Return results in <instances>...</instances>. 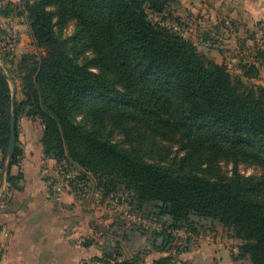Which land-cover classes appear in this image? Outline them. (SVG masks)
<instances>
[{
	"label": "trees",
	"instance_id": "16d2710c",
	"mask_svg": "<svg viewBox=\"0 0 264 264\" xmlns=\"http://www.w3.org/2000/svg\"><path fill=\"white\" fill-rule=\"evenodd\" d=\"M16 7L18 13L12 5L0 8V17L25 18L40 55L23 56L16 71L5 61L10 79L0 70V185L6 173L11 191H21L23 173L12 177L10 170L24 160L19 136L26 119L41 128L44 160L79 173L73 189L90 175L104 198L126 196L130 211L165 227L132 230L154 251L180 253L175 231L197 235L219 224L242 240L238 259L264 264V173L238 170L248 163L264 171V88L251 84L257 68L232 77L171 26L160 0H21ZM73 21L74 34L63 38ZM17 76L23 99L10 158ZM157 138L177 141L183 155H163ZM222 160L233 164L230 178L200 175ZM117 258L119 243L92 261Z\"/></svg>",
	"mask_w": 264,
	"mask_h": 264
},
{
	"label": "crops",
	"instance_id": "0c3cea01",
	"mask_svg": "<svg viewBox=\"0 0 264 264\" xmlns=\"http://www.w3.org/2000/svg\"><path fill=\"white\" fill-rule=\"evenodd\" d=\"M165 3L173 20L171 26L200 52L226 67L229 73L232 66L239 75L253 66L259 71L253 81L262 79L264 46L260 44L259 24L264 22V0H168ZM18 27L20 42L10 52V60H15L7 63L15 71L23 56L40 55L29 24L19 23ZM17 81L19 102L23 99L22 81L20 78ZM41 137L38 124L25 119L19 136L24 160L21 166L10 170L12 177L23 173V181L17 184L21 191H11L6 173L0 188V223L8 231L7 236L0 238V264H89L114 250L117 243L122 261L139 256L141 264H154L164 257L185 264L245 263L237 258L242 240L219 224L197 235L176 236L175 245L181 247L180 253L176 249L169 253L154 251L146 236L132 231L145 229L141 222L146 219L135 212L121 218L128 206L119 205L113 196L104 198L90 175L84 195L71 188L60 198L55 197L49 180L56 175L57 166L44 160ZM86 240L91 242L88 248L82 246Z\"/></svg>",
	"mask_w": 264,
	"mask_h": 264
},
{
	"label": "rangeland",
	"instance_id": "374dc122",
	"mask_svg": "<svg viewBox=\"0 0 264 264\" xmlns=\"http://www.w3.org/2000/svg\"><path fill=\"white\" fill-rule=\"evenodd\" d=\"M21 0H3L0 2V8H5L7 6L12 5L13 8L15 9V13H18L17 11V7L20 5ZM16 19L18 21V23H21L22 25L24 23H27L26 19L23 17H15V18H10V19H4L0 17V65H3V63L6 62H11L10 61V52L7 49V42H8V34L4 29V23L9 22L10 20H14ZM153 21L157 22L159 21L157 16H153L152 17ZM3 28V29H2ZM75 32V22H70L68 23L67 27L63 30L62 33V37L63 38H69L71 37ZM28 36L30 37V32L27 31ZM20 38L21 35L19 34V42H20ZM12 52V51H11ZM36 52V51H34ZM37 56V55H36ZM15 60V59H13ZM230 74L232 75V77H236L239 75V73L237 72V68H235L234 66H232L230 68ZM262 79L256 81H253L251 84H254L256 86H264L262 85V81L264 80V72L262 74ZM17 79L19 78H15L12 82H11V88H12V92H15L17 94V92L19 93L20 89L18 87L19 82L17 81ZM19 97L21 98V95L18 94ZM78 121H81L82 118L78 117L77 119ZM24 122V121H23ZM22 124V123H21ZM115 141L116 142H122V138L120 135H116L115 136ZM156 150H160V149H164V151L162 152L163 155L168 154L170 156V159L174 158V157H181L183 155V152L180 151V145L177 143V141H173V140H168V139H163V138H157L156 139ZM68 168V170H67ZM62 166V170L63 173L65 175H69L71 178H78L79 177V173L76 172V169L68 167L67 166ZM239 173L242 174L243 176H254V177H260L264 171L263 169L258 166V165H250L248 163H241L238 167ZM232 171H233V164L231 161H227V160H222L220 161L215 167L213 168H209L207 165H204L202 170L200 171V175L203 177H207V178H214L218 175L224 176V177H228L230 178L232 176ZM68 172V173H67ZM65 175H62L61 177L63 178ZM85 189H79L81 194H85ZM87 190H89L88 186H87ZM89 193V191H88ZM115 202H117L119 205H127L126 203V196H115L113 199ZM126 208V207H125ZM132 211H130V209H128V207L126 209H124V212L121 215V218H123L124 216H126V214L131 213ZM133 213V212H132ZM133 225V224H132ZM136 226V225H134ZM244 264H248V263H244Z\"/></svg>",
	"mask_w": 264,
	"mask_h": 264
},
{
	"label": "built area",
	"instance_id": "2783aa9c",
	"mask_svg": "<svg viewBox=\"0 0 264 264\" xmlns=\"http://www.w3.org/2000/svg\"><path fill=\"white\" fill-rule=\"evenodd\" d=\"M19 23L16 19L14 20H10L9 22H7L4 25V29L8 34V42H7V49L9 52H13L16 48V46L19 43ZM259 34H260V44L262 46H264V22H261L259 24ZM62 175H65L63 173L62 167H56V175L53 176L52 178H50L49 180V188L51 190V192L55 195V197L60 198L67 189H71L73 188L70 183L71 181H73L75 178H71L69 175H65L63 178L61 177ZM74 191L78 194V195H83L80 193L79 189H85V185L83 182H77L76 185H74ZM141 225L150 231L153 232H160L162 231L165 227L156 222V221H150V220H144L141 222ZM7 227L4 226L2 223H0V238L7 236ZM179 234H185V235H193L192 233H188L187 231L184 230H178L174 232L175 236H178ZM2 258V248L0 247V259ZM122 259L121 258H117L114 262H111V264H118V263H122ZM89 264H104L102 262L99 261H91ZM170 264H185L184 262L181 261H177L174 260L172 261Z\"/></svg>",
	"mask_w": 264,
	"mask_h": 264
},
{
	"label": "water",
	"instance_id": "95a60500",
	"mask_svg": "<svg viewBox=\"0 0 264 264\" xmlns=\"http://www.w3.org/2000/svg\"><path fill=\"white\" fill-rule=\"evenodd\" d=\"M3 0H0V2ZM162 2H166L168 0H160ZM0 70L5 74V76L9 78L8 74L6 73V70L4 69V67L2 65H0ZM16 105H17V99H16V93L13 92L12 94V116H11V130H12V140H11V145H10V150H9V157L11 158L13 156L14 150H15V146H16V141H17V114H16ZM4 184V174L2 176V180H1V185L0 188L2 187V185Z\"/></svg>",
	"mask_w": 264,
	"mask_h": 264
}]
</instances>
